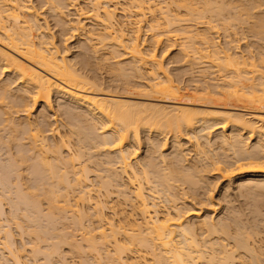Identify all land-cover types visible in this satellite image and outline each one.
Returning <instances> with one entry per match:
<instances>
[{
    "label": "bare ground",
    "instance_id": "bare-ground-1",
    "mask_svg": "<svg viewBox=\"0 0 264 264\" xmlns=\"http://www.w3.org/2000/svg\"><path fill=\"white\" fill-rule=\"evenodd\" d=\"M70 1L58 0L55 5L66 8ZM221 1L88 0L90 10L79 15L102 27L100 32H86L89 42L97 41L90 50L94 53L98 46L112 43L132 60L134 66L127 64L130 72H139L137 64L150 66L147 74L151 81L136 93L129 82L105 85L96 73L86 74L74 68L60 57L52 39L40 40L37 14L25 0H0V76L13 77L12 82L0 83V249L8 256L0 255L6 259L3 264H85L88 260L92 264H264L260 260L264 231L254 224L256 212L250 223L229 211L217 221L208 216L200 218L193 211L197 220L184 221L177 205L182 195L179 198L174 182L191 183L199 166L183 164L186 160L179 143L174 141L173 151L163 155L159 151H163L165 143L148 140V158L144 163L137 162L141 126L163 125L174 134L181 127L192 130V145L196 154L203 153L204 158L209 155L206 148L212 152L211 132H224L229 126L233 136L222 134L217 143L233 151V160L216 162L212 170L225 178L246 169L252 174L264 173V66L251 63L246 69L242 56L229 52L228 45L219 48L206 33L179 26L183 20L178 16L183 13L201 20L206 16L259 17L250 24V30L259 36L258 30L264 27L262 0ZM117 14L123 16L122 21L117 20ZM75 24L72 32L82 30L79 20ZM143 26L152 34L154 44H160L162 37L171 41L173 33H181L185 58H207L209 67L215 63L214 67L221 65L222 70L233 71L226 90L175 84L163 71L154 48L148 54L141 51L143 41L138 40V32ZM196 44L203 46L205 55ZM117 52L113 50V57L120 55ZM84 65L93 68L88 61ZM119 70L116 72L122 71L123 75L128 71ZM14 81L20 87L13 92L10 85ZM101 88H121L133 95L105 94ZM54 96L64 101L60 107L66 120L60 124L57 121L61 112L53 109ZM129 99L154 103L140 104ZM39 105L42 107L37 113ZM138 105L145 108L144 113L131 114L129 108ZM51 117L57 120L52 123ZM99 130L102 132L98 134ZM242 134H248L247 139L257 135L258 144L247 149ZM157 154L159 162L166 163L163 170L153 162ZM258 180L248 179L238 186L254 194L261 191L259 195L264 196V180ZM162 202L167 205L163 209ZM4 203L8 217H4ZM230 224L235 227L226 236L231 243L226 238L209 239L212 234L223 233ZM11 227L19 238L18 244ZM258 235L255 240L253 237ZM236 252L237 258L233 257Z\"/></svg>",
    "mask_w": 264,
    "mask_h": 264
},
{
    "label": "rangeland",
    "instance_id": "rangeland-1",
    "mask_svg": "<svg viewBox=\"0 0 264 264\" xmlns=\"http://www.w3.org/2000/svg\"><path fill=\"white\" fill-rule=\"evenodd\" d=\"M25 1L29 5V7L32 8V10L35 12V14H37L36 25H38L41 28V30L39 29L40 40L47 42V39H49V38L52 39L54 46L58 49L59 53L61 54L60 57H65L66 60L69 61L73 65V67L76 68L77 70L82 71L86 74L96 73L98 78H99V82L103 83L105 85H107L109 83H111V84L112 83L126 84L129 82L128 85L133 89V92H136V93L138 91H140V89L142 88L141 85H145L149 81H151V79H152L151 76L149 77V75L147 74V71L149 70V67H150L149 65H146L145 67L141 65L142 66L141 67L139 64H137V66H139V67L135 66V69L139 70V72H137V73H135V71L130 72L131 70L130 71L128 70V68L132 65L134 66V64H133V62H131L132 60L127 55L125 56V50L123 52L122 51L123 49L121 47L115 48L113 45H110L112 43H108L104 47L98 46L97 50L94 53L90 50L89 47L91 45H93L94 43H97V41L93 40V41L89 42L87 40L86 32H88V30H91V29H93V30L97 29L95 32H98V31L100 32L102 30V27H100L98 25L94 26V23L91 20H89V21L84 20L83 19L84 16H80L81 13H85V12H88L90 10L91 5H89L90 3L88 2V0H77V2H76V0H73L74 3L70 0H68L70 2L69 3L67 2L68 5L66 6V8L65 7H63V8L58 7L57 8L55 4H57L56 2L58 0L56 2H54V0H25ZM223 1L225 2V0H223ZM223 1H221V3H224ZM262 1L264 2V0H262ZM263 2H260L263 4V5L261 4V6H260L261 11H264V3ZM219 3L220 2H218L217 5ZM64 4L66 5V2ZM214 5H216V4H213V6ZM181 11H183V10H181ZM183 14L182 15L180 14L178 16V17H180V19L183 20L182 22L181 21L179 22L180 29H186V30L193 31L196 33H200V34L206 33L210 42L212 41L213 44L215 42L214 45L217 44L216 46H218L219 48L220 47L226 48V46L228 45L229 48L231 47L229 52H236L237 54H240L242 56V60H244L246 63L245 65H247L246 69L250 68L249 65L251 63L260 64V65L264 66V33H263V36H261L262 35L261 33L264 32V27H263V29L261 28V30L259 29L260 31L258 30V33L261 34V35L259 34V36L258 35L256 36L257 31L254 32V31L250 30L251 25L256 23L260 19L259 17H251L252 19H250V17H249V19H248V17L245 18V16L238 17V18L236 16L235 17L231 16V19H230V17L226 18L227 16H225L224 17L225 19L224 18L222 19L221 17H217L218 18V21H217V18H215V17L213 18V17L206 16V17L202 18V20H201L200 18L194 19L193 16L189 17V16H185ZM117 16H116L117 20L122 21L123 16H121L120 14H117ZM233 17L236 18L237 20L234 19ZM78 20L81 22L83 31L81 29H79L77 31L72 32L71 27L75 26L76 25L75 22H77ZM224 20H227V21H224ZM252 20L253 21L256 20V21L253 23ZM146 21L150 22V18H146ZM220 21L221 22L223 21L224 24H221ZM223 25H225V26L227 25L226 26L227 30L225 27H223ZM145 26H143L140 29V32H138V34H139L138 40L140 42L143 41L142 45L140 46L141 51L144 54H148L154 48V52L156 54L157 60H158V62L161 63L163 71L168 75V77L170 79H172V81L175 84H177V85L179 84V86H185L186 85L188 87H191V89L196 88V87H204L205 88V86H207V87H209V90L212 89V91H213V88L217 89L218 91H219L218 88H221L220 89V91H221L224 87L225 88L223 90L224 91L226 90L227 85H229L228 80L230 82V80H232L230 78H232L234 75L233 71H231L229 69L228 70H224V69L222 70V66L220 65L221 63L219 64L220 65L219 67H217V66L214 67L215 63L210 64V67H209V62H207V60H208L207 58L206 59L201 58L202 60L198 59V58L197 59L189 58L191 60H189L187 57L185 58V52H184L185 50H182L183 49L182 44L184 43V40H182V39H184V37H181L184 35H180L181 33L179 34L178 32H176L179 35L176 33L175 34L173 33L174 36L176 35V37L173 38L174 36L172 34L171 41H169L170 39L167 40L166 38L162 37V42L160 44H158V45L154 44L153 39L151 38L152 34L148 31H146L147 28ZM211 27H213V29ZM125 35L127 36V33H125ZM126 36H125V39L128 38V37L126 38ZM141 36H142V38H141ZM260 37H261V39H260ZM198 44H199V42H198ZM198 44H196L195 46H197V47L200 46L199 49L202 50L203 52L202 51L201 52L203 53V55H205L206 52L203 50V48L201 49L202 45H198ZM110 46H113V47H110ZM151 47H152V49H151ZM113 50L118 51L116 53V55L117 54L118 55L120 54V55L117 57H113V55H114L112 53ZM180 50L183 51L184 53L182 54V52ZM204 52H205V54H204ZM192 59H194V60L192 61ZM198 60H200V61L198 62ZM86 61H88L90 66H92L95 71H93V68H92V70H90L87 66L84 65V62H86ZM128 63L131 64V65H129V67L127 65ZM117 67H118V69L121 68V70L123 68V71L128 70L127 72L124 71L126 75L125 74L123 75V72L121 70H119V71H121L120 74L117 73L116 72V71H118ZM124 67L125 68L128 67V68L124 69ZM220 67H221L220 70L222 72L218 69H215V68H220ZM115 69H117V70H115ZM203 70L205 71V73ZM121 73H122L123 77H122ZM200 73H203V77L201 76ZM116 74H118V75L116 76ZM204 74H205V76H204ZM127 76H129V77H127ZM9 77H10V79H9ZM12 78L13 77L11 74H3L0 76V83L5 82V81L12 82L13 81V80H11ZM114 79H115V81H114ZM124 80H126V81H124ZM118 81H120V82H118ZM122 81H124V82H122ZM138 85H140V86H138ZM19 87H20V85H18V81H16V82L14 81V83H12V85H10V89L13 92L15 90H17ZM132 89H131V91H132ZM100 90H102V92L105 94L110 93V94H117L120 96H125V95L126 96H129V95L132 96L133 95V94H129L128 92H125V90H123L121 88L120 89L119 88H113V89H105V88L102 89L101 88ZM151 95H150L151 97H154L155 94H151ZM134 96L135 97L137 96V98L143 97L140 95H134ZM58 100L56 99L55 96L52 97V103H53L54 111L57 110L56 112H58V113L61 112L59 115L60 117L58 116L59 121H57L58 122L57 124H60L61 121L64 122L66 120V117L64 115H62V107H60L64 103V101L62 99H60L61 102L63 101L61 103L60 100L59 101ZM129 100L132 102L140 103V104H148V103L152 104V103H154L153 101H143V100H137V99H129ZM59 102H60V104H59ZM155 103H157V102H155ZM41 107H42L41 105L37 106L35 112L38 113V111L41 110ZM143 109H145V108L141 107V105L129 108L130 113L134 114V115H141L142 113H144ZM51 114L52 113H50V115ZM145 114H147L146 111H145ZM156 115H158V113ZM160 115H162V114L160 113ZM50 119H51V122L54 123L56 118L53 119V117H51ZM144 126L139 127L140 146L138 147L139 150H138V154H137V162L141 161V163H142L143 160L148 158L147 155H149V148H150V147L149 148L147 147L148 140L149 141L151 140V142L153 140V142H157V143L158 142L161 143L163 141L161 143V144L165 143L163 151L162 150L159 151L160 153H163V155H165V154L168 155L169 153H171L173 151L172 146H173V142L175 141V143H179V146H182L181 147V150H183L182 154L186 160L183 162V164H185L187 167H190L194 163H197V165L199 166L197 169V172L198 171L199 172L196 173L195 174L196 176L192 178L191 183L190 182L185 183V182H180V181L174 182L175 183L174 186L176 188L175 190L176 191L178 190L177 193L179 194V198L182 195L181 198L177 201V205H178V208L183 213L185 222L192 223V222L196 221L197 217L193 216V215H196V213L200 218H204V217L208 216L211 219H213V221H217L218 219L226 216L225 214H228V211H229V212H234L236 214V216L239 215L237 217L239 220H241L243 222L247 221L250 223V220L253 217L252 213L254 211L257 213V214L255 213V215H254V219H255L254 224H256V226H259V227H257V229L260 232L264 231V229H262V228H264V224H263L264 223V206H263L264 196L259 195L261 193V191H260V193L256 192L255 194L253 192H251L252 193L251 194L250 191L241 189L238 186L239 183L242 184V181L245 182L248 179H252V180H258L259 179L258 181L264 180V173L252 174V173L248 172L247 169L246 170L243 169L244 170L243 172L234 171V173L229 178H225L221 174L219 175L212 170V168L216 162L220 161L222 163H228V161L232 162V160H233V157H234L233 151L231 149H230L231 150L230 151L227 147L223 148L221 146V148H220L219 147L220 145H218V143H219L218 139L222 136V134L224 136H226L227 138H230L231 136H233L234 133L231 132L232 130H231V128H229V126L226 127L224 132H222L221 129H218V130H214L209 135L210 141L212 142V145H211L212 152H211V150H207V148L204 150L207 153H209V155L211 157V158L209 157V159H206L207 161H205L204 159L206 157H208L209 155H207L204 158L205 155L203 153L201 155L199 152H198L199 155H198V153L196 154L197 151H195V149L192 145L193 144L192 130H187V129H184V127H181L180 131L177 132L176 134H174V132H170L169 130H167L166 127H162L163 125L162 126H160V125L156 126L155 125V127L150 125V126H148L150 128H148L147 125H144ZM147 128H148V130H147ZM198 130L199 129H197L195 131V133H198ZM98 132L100 133L102 131L99 130V131H97V133ZM107 134H109V133H106L105 135H107ZM173 134L177 135V136H175V137H177L176 140H174L175 138H173V136H174ZM242 136H243L242 137L243 140L246 139L247 149L251 150L258 144L259 140H258L257 135H252L251 138H249V139H247L248 134H242ZM200 141L202 142L203 140H200ZM261 143L264 144V140L261 141ZM186 152H188V153L186 154ZM195 155H197V156H195ZM156 156H158V154L155 155L156 161H153V162L155 165L157 164L156 165L157 169L163 170L164 169L163 167L166 166L165 165L166 163L164 164L162 162H159V159H157L158 157H156ZM110 157H112V155ZM100 158H101V160L105 159L102 157H100ZM194 160H195V162H194ZM133 162H135V161H132V163ZM145 162H146V160H145ZM143 163H144V161H143ZM211 164H213V165H211ZM185 165H183V166H185ZM102 168H104V167L102 166ZM150 186H152V184ZM244 192H246V194ZM248 195H251L252 198H250V196H248ZM259 198H260V200H259ZM4 205L5 206L3 208H4L5 212L7 211V213L4 214V217H6V215L8 214V210H6L7 205L5 203H4ZM165 206H167V205L163 202L160 204V208L165 207ZM193 211H195L196 213H194ZM258 211H261L262 214H260ZM262 215H263V217L261 218ZM4 217L2 216L1 219H3ZM7 217H8V215H7ZM4 219L2 221H4ZM11 230L13 232V237H15L14 239L17 241V244H18L19 240H17V239H19V238H18L17 234L15 233V231L12 227H11ZM233 230H235V227L232 226V224H230L229 226L225 227V229L223 228V231H224L223 233L217 232L218 234L217 233H215L214 235L212 234V235H210L211 238L209 237V239L212 240L214 238L213 241L215 240L216 237H218L219 240H221L223 238L227 239L226 236H229L230 234H232V232H234ZM225 231H226L227 235L224 234ZM223 235H224V237H223ZM257 237H259V235L256 237H253V238H255V240H256ZM227 241H228V243H231L230 239H227ZM0 247H1V245H0ZM0 250H1L0 255H3L2 258H5L7 256L6 252H4L5 250L3 251L4 253H2V249H0ZM238 254H239V252L234 253L233 257L237 258ZM4 255H6V256H4ZM260 258H261L260 259L261 261L264 260V253L262 254V257H260ZM2 260L3 259L0 260V262H2L0 264H3L5 262L4 260H6V259L3 260L4 262ZM233 262L237 263V260L234 259ZM85 264H92V262L90 260H88ZM228 264H229V262H228Z\"/></svg>",
    "mask_w": 264,
    "mask_h": 264
}]
</instances>
